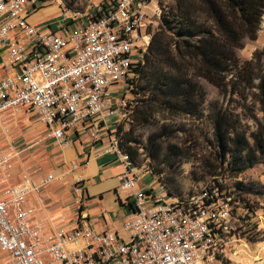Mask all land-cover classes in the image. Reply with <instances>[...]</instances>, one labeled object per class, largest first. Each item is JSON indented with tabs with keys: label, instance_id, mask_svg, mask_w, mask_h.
Here are the masks:
<instances>
[{
	"label": "built area",
	"instance_id": "obj_1",
	"mask_svg": "<svg viewBox=\"0 0 264 264\" xmlns=\"http://www.w3.org/2000/svg\"><path fill=\"white\" fill-rule=\"evenodd\" d=\"M158 3L97 0L87 11L103 7L99 18L83 21L86 15L65 10L55 29H41L28 21L34 13L30 0H0L6 70L0 79V124L7 111L25 107L60 147L67 145L69 131L92 128L98 139L104 128L102 138L109 136L111 120L126 116L127 100L114 97V88L126 81L137 51L148 46ZM105 152L124 167L120 186L132 201L122 226L127 238L83 223L46 233L27 206L28 196L71 177L74 200L82 204L84 179L77 173L82 164L72 162L39 186L29 176L7 184L12 157L0 149V252L7 256L1 264H225V249L237 237L228 197L210 187L184 197L138 189L149 169L136 167L116 141Z\"/></svg>",
	"mask_w": 264,
	"mask_h": 264
},
{
	"label": "trees",
	"instance_id": "obj_2",
	"mask_svg": "<svg viewBox=\"0 0 264 264\" xmlns=\"http://www.w3.org/2000/svg\"><path fill=\"white\" fill-rule=\"evenodd\" d=\"M30 1L34 12L45 3ZM104 13L103 7L96 8L83 21ZM263 14L264 0H172L148 46L134 56L126 79L135 97V125H148L160 113L209 120L211 152L204 161L214 180L223 172L236 177L264 156V48L249 60L238 56L245 40L257 38ZM201 79L214 86L221 99L206 105ZM169 148L174 160H180L176 145ZM152 150L149 157L159 158L160 145ZM123 151L133 160L128 149Z\"/></svg>",
	"mask_w": 264,
	"mask_h": 264
},
{
	"label": "rangeland",
	"instance_id": "obj_3",
	"mask_svg": "<svg viewBox=\"0 0 264 264\" xmlns=\"http://www.w3.org/2000/svg\"><path fill=\"white\" fill-rule=\"evenodd\" d=\"M96 1L45 0L43 7L48 8L44 12H40L38 16L48 13L50 17L46 19L47 21L44 24H46L45 26L53 27L58 24V18L65 10L90 15L91 12L87 11V6ZM171 3L172 0H159L160 13L152 17V22L149 25L150 30L148 31L150 38L151 32L159 24L160 15L164 10H167ZM29 5L32 11L33 8L31 4ZM54 9L57 11V15H51ZM55 10L54 14H56ZM263 48L264 14L257 32V38L254 41L245 40L243 48L238 51V56L241 61L249 60L255 50ZM37 78V81L40 82L39 76ZM200 83L207 93L206 105L216 99H221L218 90L214 86L202 79ZM132 89L129 80L114 88L116 92H114L113 96H117V98L124 97L128 105L130 103V106L125 109L126 116L123 120L116 121L115 119V123L112 120L109 123L112 126L109 128L110 135L105 136V147L108 148L110 143L116 141L120 149L129 150L136 167H140L143 172L145 169H149L150 173L147 174L143 181L145 185L153 178L155 181L149 186H145L144 189L153 188V191L157 193L172 192L180 197L197 193L208 187L217 189L220 195L230 199L233 210V225L236 228L237 237L233 239L230 246L235 247L236 255L233 256L234 259L237 256H241V249L248 250L250 255L251 253H256V249L261 244L264 245V156L255 167L244 171L236 177H229L226 172H223L222 176L214 180L207 174L208 168L204 161V157H209L211 152L208 144V140L212 136L209 120L205 117L196 119L184 115L166 117L165 113H160L156 114L155 120L148 125H135L132 118V107L135 100ZM249 124L252 125V122L250 121ZM69 134L73 135L74 132L70 131ZM127 138L132 139V141L124 143ZM121 144L123 145L121 146ZM159 145L161 148L159 158H150V151H153V147ZM170 145H176L181 151L182 157L180 160H174L175 158L171 155L169 148ZM64 147L68 154L69 151L72 152L68 145H64ZM72 195L74 196L73 192ZM258 254L256 255L257 259L259 258ZM227 257H229V254ZM234 259L232 258V263L235 264L236 261Z\"/></svg>",
	"mask_w": 264,
	"mask_h": 264
},
{
	"label": "crops",
	"instance_id": "obj_4",
	"mask_svg": "<svg viewBox=\"0 0 264 264\" xmlns=\"http://www.w3.org/2000/svg\"><path fill=\"white\" fill-rule=\"evenodd\" d=\"M46 8L48 7H41L30 15L29 23L45 29L47 26L44 23L50 16L48 13L38 14ZM54 10L51 15H57ZM60 19L59 17L58 20ZM56 26L57 24L51 28L55 29ZM0 52L1 79L6 70L3 68L4 53L1 50ZM103 131L104 128L98 129V139L92 137V128L74 130L73 135L69 131L67 145L73 153L69 151L68 154L64 146L60 147L48 136L49 129L25 107L7 111L3 115L0 124V149L11 155L13 165L7 184L18 183L24 176H29L32 184L39 186L47 175L58 176L61 172L68 171L72 162L82 164L77 171L84 179L82 204H77L73 199L71 177L63 181H53L42 187L39 193L28 196L27 206L34 209L35 219L43 224L46 233L53 234L61 227L69 228L83 223L95 232L112 231L127 238L122 226L132 213V201L129 192L120 186L123 165L116 161L113 154L105 152ZM145 177L147 175L139 180L138 189L147 190L144 187L155 181L153 178L145 185ZM230 245L225 249V264H234L232 258L234 259L236 251ZM258 248L251 255L248 250L241 249V256L234 259L235 264H264V245L261 244ZM6 260L7 256L0 252V262Z\"/></svg>",
	"mask_w": 264,
	"mask_h": 264
}]
</instances>
